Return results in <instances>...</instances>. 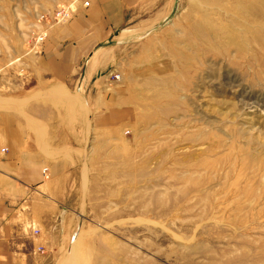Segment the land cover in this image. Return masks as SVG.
Returning <instances> with one entry per match:
<instances>
[{"label":"rangeland","instance_id":"1","mask_svg":"<svg viewBox=\"0 0 264 264\" xmlns=\"http://www.w3.org/2000/svg\"><path fill=\"white\" fill-rule=\"evenodd\" d=\"M77 2L0 0V97L34 86L38 17ZM171 4L122 36L131 121L84 159L52 264H264V0Z\"/></svg>","mask_w":264,"mask_h":264},{"label":"crops","instance_id":"2","mask_svg":"<svg viewBox=\"0 0 264 264\" xmlns=\"http://www.w3.org/2000/svg\"><path fill=\"white\" fill-rule=\"evenodd\" d=\"M171 9V0H78L72 18L48 30L33 56L27 78L34 86L0 97V264L57 262L84 159L99 134L131 121L117 69L122 36L153 30Z\"/></svg>","mask_w":264,"mask_h":264},{"label":"built area","instance_id":"3","mask_svg":"<svg viewBox=\"0 0 264 264\" xmlns=\"http://www.w3.org/2000/svg\"><path fill=\"white\" fill-rule=\"evenodd\" d=\"M83 6H87V3H83ZM73 13L74 10H72L71 7H60L51 14L38 17V24L41 27L39 28L36 40L31 47V51L34 55H37L40 52L41 46L46 39V32L55 26L66 24L72 18ZM113 79L118 80L119 77L115 75L113 76ZM34 233L37 234L36 231Z\"/></svg>","mask_w":264,"mask_h":264}]
</instances>
